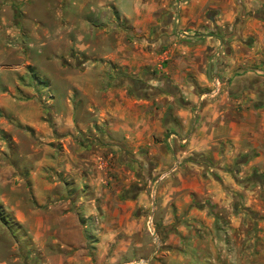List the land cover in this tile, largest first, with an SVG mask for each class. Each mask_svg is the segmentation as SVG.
<instances>
[{"label":"rangeland","instance_id":"374dc122","mask_svg":"<svg viewBox=\"0 0 264 264\" xmlns=\"http://www.w3.org/2000/svg\"><path fill=\"white\" fill-rule=\"evenodd\" d=\"M185 1L0 0V264H48L44 226L54 230L67 213L111 242L113 264H199L206 254L218 264H264L263 204L255 221L245 210L236 225L218 211L223 244L201 247L193 218L184 219V243L172 244L178 233L165 243L179 221L164 192L175 166L151 172V156L167 149L150 132L178 109L169 84L186 68L160 21L264 19V0ZM213 49L199 63L203 74ZM30 231L46 237L42 248Z\"/></svg>","mask_w":264,"mask_h":264},{"label":"crops","instance_id":"0c3cea01","mask_svg":"<svg viewBox=\"0 0 264 264\" xmlns=\"http://www.w3.org/2000/svg\"><path fill=\"white\" fill-rule=\"evenodd\" d=\"M159 26L158 31L166 32L167 49L173 54L185 53L181 61L187 70L179 77L172 75L176 83L173 80L169 84L173 94L167 96L180 103L178 109L168 108L156 132H150L165 136L167 149L158 158L151 156V172L164 162L175 166L164 192L179 221L170 226L165 243L169 244V235L176 233L179 236L172 244L184 243L190 222L184 219L193 218L202 235L200 246L212 248L213 242H224L218 235L224 228L216 223L218 211L234 217L236 225L239 216L245 215L243 211L252 213L255 221L256 208L260 204L264 207V19L225 16L202 21L180 15L161 20ZM207 46H214L209 58L211 79L199 70ZM186 60L190 67H186ZM188 73L192 75L188 77ZM216 84L219 91L211 94ZM113 141L116 147L125 142ZM79 217L77 213L62 214L54 230L44 226L45 232L50 231L53 247L46 262H53L57 256L66 264H113L119 256L111 250V242L105 244L104 237L91 238L90 221L81 224ZM233 224H227L226 231L233 229ZM113 231H108V239ZM30 233L42 248L46 237ZM201 260L199 264H218L207 254Z\"/></svg>","mask_w":264,"mask_h":264},{"label":"water","instance_id":"95a60500","mask_svg":"<svg viewBox=\"0 0 264 264\" xmlns=\"http://www.w3.org/2000/svg\"><path fill=\"white\" fill-rule=\"evenodd\" d=\"M210 66H211V60H209V63H208V66H207V76H208V79H211V77H210L211 67ZM154 235H155V233H154Z\"/></svg>","mask_w":264,"mask_h":264},{"label":"built area","instance_id":"2783aa9c","mask_svg":"<svg viewBox=\"0 0 264 264\" xmlns=\"http://www.w3.org/2000/svg\"><path fill=\"white\" fill-rule=\"evenodd\" d=\"M218 90H219V85L216 84V86H214V88L212 89V91H210V93L215 94L218 92ZM134 264H137V263L134 262Z\"/></svg>","mask_w":264,"mask_h":264}]
</instances>
